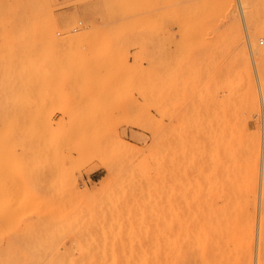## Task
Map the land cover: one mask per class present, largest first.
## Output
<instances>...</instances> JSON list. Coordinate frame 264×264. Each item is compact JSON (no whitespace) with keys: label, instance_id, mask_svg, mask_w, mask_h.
Here are the masks:
<instances>
[{"label":"rangeland","instance_id":"374dc122","mask_svg":"<svg viewBox=\"0 0 264 264\" xmlns=\"http://www.w3.org/2000/svg\"><path fill=\"white\" fill-rule=\"evenodd\" d=\"M231 1L0 0V264L147 261L230 203L264 264V9Z\"/></svg>","mask_w":264,"mask_h":264},{"label":"bare ground","instance_id":"6f19581e","mask_svg":"<svg viewBox=\"0 0 264 264\" xmlns=\"http://www.w3.org/2000/svg\"><path fill=\"white\" fill-rule=\"evenodd\" d=\"M230 2L232 1L230 0ZM242 3L246 12L254 11L257 7L264 9V0H242ZM247 27L250 29L251 38L264 37V19H252L248 22ZM259 52L260 50L256 45L252 47L253 54ZM262 52L264 53V49ZM240 211V204L230 203L221 209V213H213V216L205 219H202L199 214V218H201L194 220L192 223L181 222L176 240L168 242L169 245L164 246L161 253L152 251L149 260L137 261L134 264H241L243 229ZM262 234L264 236V231ZM97 256H95V259H97ZM98 260L100 259L94 261L97 264L103 263L102 260L101 263ZM108 264H111V262Z\"/></svg>","mask_w":264,"mask_h":264}]
</instances>
